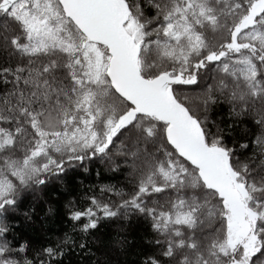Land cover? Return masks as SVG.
Masks as SVG:
<instances>
[{
    "label": "snow or ice",
    "instance_id": "6c2138e0",
    "mask_svg": "<svg viewBox=\"0 0 264 264\" xmlns=\"http://www.w3.org/2000/svg\"><path fill=\"white\" fill-rule=\"evenodd\" d=\"M0 264H264V0H0Z\"/></svg>",
    "mask_w": 264,
    "mask_h": 264
},
{
    "label": "trees",
    "instance_id": "16d2710c",
    "mask_svg": "<svg viewBox=\"0 0 264 264\" xmlns=\"http://www.w3.org/2000/svg\"><path fill=\"white\" fill-rule=\"evenodd\" d=\"M93 183H96V179H95V176L93 175V180H92ZM104 182H107V181H104ZM87 183V182H86Z\"/></svg>",
    "mask_w": 264,
    "mask_h": 264
}]
</instances>
